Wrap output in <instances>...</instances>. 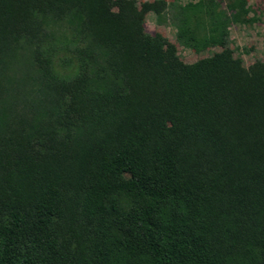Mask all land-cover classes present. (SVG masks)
Masks as SVG:
<instances>
[{
    "label": "trees",
    "instance_id": "trees-1",
    "mask_svg": "<svg viewBox=\"0 0 264 264\" xmlns=\"http://www.w3.org/2000/svg\"><path fill=\"white\" fill-rule=\"evenodd\" d=\"M233 3L0 0V264H264V61L143 22L203 51Z\"/></svg>",
    "mask_w": 264,
    "mask_h": 264
},
{
    "label": "rangeland",
    "instance_id": "rangeland-1",
    "mask_svg": "<svg viewBox=\"0 0 264 264\" xmlns=\"http://www.w3.org/2000/svg\"><path fill=\"white\" fill-rule=\"evenodd\" d=\"M145 1L153 0H138L139 5H142ZM169 5L175 7L177 5L187 3L191 0H161ZM217 9L227 11V13H234L231 10L233 6V0H216ZM238 7L234 8L235 12L238 13L237 22H232L229 27V34L218 41V43L210 45L203 51H198L192 48L185 47L179 44L176 40V28L170 24H159L155 13L151 11H143V22L145 31L149 34L161 33L168 38V41L175 47L176 57L185 64H190L198 61L201 58L212 56L213 54L223 50L224 48L231 47L234 50V57L238 63L248 68L256 60L264 61V0H243V5L237 3ZM243 7V8H242ZM240 9V10H238ZM67 28L62 27L52 28V38L54 40L61 39L65 42L70 40V34L64 33ZM66 37V39H64ZM165 51L169 49L166 46ZM56 67L61 71H67L73 68V63L64 64L65 61H72L73 55L70 51H61L59 56L56 57ZM69 61V62H70ZM25 62L22 61L20 66L22 69L26 68ZM19 66V65H18ZM26 70V69H25ZM114 258L110 264H122L124 261L121 255Z\"/></svg>",
    "mask_w": 264,
    "mask_h": 264
}]
</instances>
